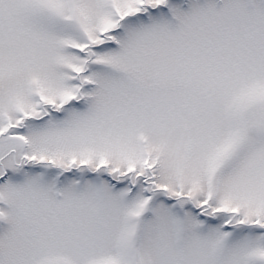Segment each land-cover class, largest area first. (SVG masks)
Listing matches in <instances>:
<instances>
[{
  "label": "snow or ice",
  "instance_id": "snow-or-ice-1",
  "mask_svg": "<svg viewBox=\"0 0 264 264\" xmlns=\"http://www.w3.org/2000/svg\"><path fill=\"white\" fill-rule=\"evenodd\" d=\"M0 264H264V0H0Z\"/></svg>",
  "mask_w": 264,
  "mask_h": 264
}]
</instances>
